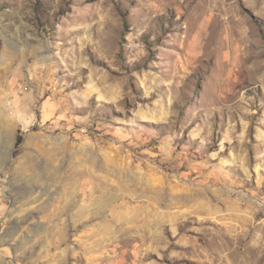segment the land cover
I'll use <instances>...</instances> for the list:
<instances>
[{
  "label": "rangeland",
  "instance_id": "374dc122",
  "mask_svg": "<svg viewBox=\"0 0 264 264\" xmlns=\"http://www.w3.org/2000/svg\"><path fill=\"white\" fill-rule=\"evenodd\" d=\"M0 264H264V0H0Z\"/></svg>",
  "mask_w": 264,
  "mask_h": 264
},
{
  "label": "trees",
  "instance_id": "16d2710c",
  "mask_svg": "<svg viewBox=\"0 0 264 264\" xmlns=\"http://www.w3.org/2000/svg\"><path fill=\"white\" fill-rule=\"evenodd\" d=\"M19 143H20V138L17 139L16 145H18Z\"/></svg>",
  "mask_w": 264,
  "mask_h": 264
},
{
  "label": "bare ground",
  "instance_id": "6f19581e",
  "mask_svg": "<svg viewBox=\"0 0 264 264\" xmlns=\"http://www.w3.org/2000/svg\"><path fill=\"white\" fill-rule=\"evenodd\" d=\"M102 202H103V201H102ZM105 202H106V201H105ZM105 202H104V203H105ZM104 203H103V204H104ZM105 204H106V203H105ZM105 206H106V205H105ZM104 209H105V208H104Z\"/></svg>",
  "mask_w": 264,
  "mask_h": 264
}]
</instances>
